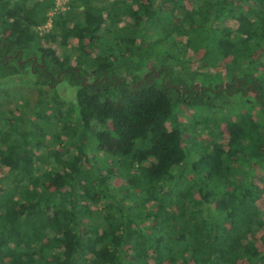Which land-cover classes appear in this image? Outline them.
I'll return each mask as SVG.
<instances>
[{
    "label": "trees",
    "instance_id": "obj_1",
    "mask_svg": "<svg viewBox=\"0 0 264 264\" xmlns=\"http://www.w3.org/2000/svg\"><path fill=\"white\" fill-rule=\"evenodd\" d=\"M187 1L69 0L50 18L56 0H0V83L40 94L32 129L0 127V264H264V0ZM71 37L73 54L43 44ZM53 71L71 99L44 93ZM51 133L63 152L37 155ZM70 146L111 154L128 194Z\"/></svg>",
    "mask_w": 264,
    "mask_h": 264
},
{
    "label": "rangeland",
    "instance_id": "obj_2",
    "mask_svg": "<svg viewBox=\"0 0 264 264\" xmlns=\"http://www.w3.org/2000/svg\"><path fill=\"white\" fill-rule=\"evenodd\" d=\"M100 2H108V0H98ZM33 0H29V6H31ZM68 2L69 0H56L55 7L50 11L49 17H53L57 12L64 11L68 8ZM147 2V0H146ZM187 5L189 7L192 6V1H187ZM167 5L166 7H168ZM168 9L173 10L172 7H168ZM177 22L182 23V20L177 17ZM51 28V19L48 21V23L41 25L37 28V30L40 32V34H43L47 31H49ZM0 34H5V31L1 32ZM181 38V37H180ZM43 44L45 46H50L54 48L59 54L62 53V51H66L68 53H72L75 50V47L78 46V40L75 37L69 38L67 43H63L62 41H48L44 40ZM88 52L92 53L91 48H88ZM203 51H199L195 55V59L192 63L189 64L190 69H196V70H207L208 64L202 59ZM73 63H75V54L72 55ZM212 72L214 75H218L220 79H222L221 87L227 88V83L230 81V76L228 75V68H227V61L222 62L217 67L212 68ZM48 76L45 77L44 84L42 85V89L44 93L49 98H54L53 96H58L60 99H71L73 91L72 88L74 86L69 82L66 81L63 82L64 79L62 75L56 71L48 72ZM200 89V88H199ZM255 88L253 87L254 91ZM254 92L250 93V95H253ZM40 94L38 91V87L36 84L31 83L29 81H22V80H16L15 78H9L6 80H3L0 83V127L6 125V124H13L17 123L20 127H22L23 130H30L32 129V124L35 123L37 120L36 117V106L39 100ZM57 99V98H56ZM236 98H232L229 101L233 102ZM182 111L180 112V120L182 122H185L187 124H191L194 119L199 118L198 113L194 109L187 108L185 106H182ZM257 105H254L253 107V113L257 116ZM229 109L225 108L222 113L214 114L217 118H231V115H228ZM8 122V123H7ZM200 127H203L205 124L201 122ZM200 127L193 131L192 125L188 127V134L187 136H191V133L194 134L197 141H200L202 143H208L210 141L209 137L206 133L200 132ZM224 127V124H223ZM188 136V137H189ZM87 138L84 139L83 142H86ZM44 145L41 149H37L36 153L37 155L40 154H46L50 153L53 150L60 154L63 152L64 148L61 144L56 143L52 137V133L48 134ZM70 154L71 155H78L83 156L84 158H90L91 162H97V164H100L104 171L107 170V166L110 167L113 170V177H111L112 182L115 186H119L120 189H118L117 193L119 197H124L128 194L129 190L126 188V181L121 177L119 174V168L115 164V159L111 154L107 152H95L93 149H91V146L86 147V154L84 155L81 151H78L76 148L70 146ZM95 158V159H93ZM50 162H54V157L50 158ZM43 168H46V164L41 165ZM86 167H90V164L86 163ZM258 171H260L258 169ZM8 173V168L2 164H0V176H5ZM261 206H264V200L260 201ZM150 207H154V203H149Z\"/></svg>",
    "mask_w": 264,
    "mask_h": 264
}]
</instances>
